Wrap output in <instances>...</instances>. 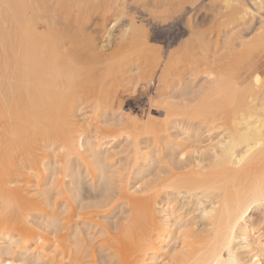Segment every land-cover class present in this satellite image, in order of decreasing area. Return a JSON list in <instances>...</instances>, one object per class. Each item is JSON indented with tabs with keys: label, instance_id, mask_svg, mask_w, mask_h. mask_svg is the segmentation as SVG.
<instances>
[{
	"label": "bare ground",
	"instance_id": "1",
	"mask_svg": "<svg viewBox=\"0 0 264 264\" xmlns=\"http://www.w3.org/2000/svg\"><path fill=\"white\" fill-rule=\"evenodd\" d=\"M20 1L23 11L0 14V264H264V232L251 222L252 211L264 222L261 66L252 62L243 73L232 72L222 56L219 72L208 68L196 84L175 86L176 60L151 54L147 32L130 17L113 42L132 38L141 49L97 58L95 74L103 70V76L80 78L85 68L77 59L95 55L94 38L82 32L83 47L67 55L55 14H36L28 0L32 15L23 0L13 6ZM215 1V14L232 24L221 48L239 53L264 43V0ZM142 56L151 59L153 74L144 83L155 79L151 99L164 104V115L145 113L140 125V117L115 107V97L138 78ZM242 74L251 77L241 82ZM172 86L177 95L163 91ZM86 108L93 115L106 109L92 134L80 123L89 125ZM56 151L62 159L48 163ZM122 153L127 164L118 167L111 157ZM61 163L66 189L57 179ZM130 175L132 183L123 187ZM116 196L122 202L109 216L121 217L93 222ZM77 218L83 220L74 223Z\"/></svg>",
	"mask_w": 264,
	"mask_h": 264
},
{
	"label": "rangeland",
	"instance_id": "2",
	"mask_svg": "<svg viewBox=\"0 0 264 264\" xmlns=\"http://www.w3.org/2000/svg\"><path fill=\"white\" fill-rule=\"evenodd\" d=\"M23 1L25 5L32 6L33 4L34 9L36 10V12L35 10L34 12L36 14L43 15L45 13L44 16L46 17L55 14L56 16L55 20L57 19L55 22H58V24L55 23V26L58 29L57 34L64 33L67 37L65 40L66 41L65 53L67 55L68 54L70 55L73 52L83 47L84 42H83L82 32L83 33L85 32L86 34H89L91 35V37L94 38V42L98 45V49L96 50L95 55H90L89 53V55L87 54L77 59V65H81L82 67L85 68V70L79 76L80 78L89 76L92 77V79L95 80L96 82V80L101 76H103L104 74L103 70H100L99 71L100 73L95 74L96 65H94L93 62L96 61L97 58H100L101 60L104 59L108 60V59H112L113 57H118L119 51L126 52L127 50V52H129L132 50L135 51L136 49H139L140 45L142 44H140L141 42L139 43L136 42L134 38L133 40L135 42L131 40L132 38L131 39L127 38L128 40L125 38V40H127L128 42L127 43L125 42V44L122 43L123 44V45L121 44L122 48L120 47L121 45L116 46L115 42H113L115 41L113 40L115 34L118 33L120 29L119 25L127 22L128 18L130 21L131 20L130 17L133 19L135 23H139L140 25H142L144 29L143 32L145 33L147 32L146 33L147 41H148L147 45L148 47L151 48V51H149L151 54L153 55L154 53L158 54L160 61L163 62L166 61L168 57H172V59L174 58L176 60L175 61L173 59L176 62V70L174 74H176L177 76V78L176 77L174 78L178 80L177 82L173 83V85L175 86L176 85L179 86L180 84L186 82L187 80H192L193 84H196L195 82L201 80L203 76L202 74L203 71L205 69L207 70L208 68H210L208 71H211L213 69H214L213 71L215 70L217 71L218 69L217 72H219L220 62L217 61H219L220 58H222V56L227 57L225 63L227 62L229 64L231 63V66L229 64L226 65L227 70H229L228 69V65H229L230 69L233 68L231 69L232 72L243 73L250 63L257 62L258 65L262 67V69L261 67H259L258 69L260 71L258 70L257 71L260 74L264 75V43L261 45H254V46L251 45L250 48H248L249 46L242 47V50L241 48L238 49L235 48L236 51H239V49L241 50L239 51V53L232 51L236 53L235 55L237 57H235V55L231 51L229 53L228 52L229 50H227V48L225 49L221 48L220 39L225 34V32L230 29L232 24H230L231 23L229 21L230 18L228 19L227 17H222L221 15L219 17L218 16L219 14H215L216 13L215 9L217 5V1L215 0H197L195 2L194 1L192 2V0H121L120 2L117 0H29L34 2L32 4L28 0L27 1L29 3H27V1L25 0ZM9 3L11 6L9 5ZM20 3L21 1L18 3L19 6L23 4V2L21 4ZM13 4H14L13 0H0V14L6 13L7 11L19 12L20 10L24 9L21 6L14 7ZM33 6L30 9L28 7V9H26V12L28 11L29 13L34 14ZM116 17L119 18L118 21L117 20L114 21ZM41 23L42 22L38 21L37 23L38 26L40 25L41 27ZM9 24L8 26L7 24H5L7 28L10 26ZM106 32L107 33L112 32V33H110L111 35L109 34L110 36L108 37V34ZM139 32H142V29ZM107 38H110L111 40ZM135 38L138 39L137 37ZM241 52L242 54H240ZM229 54H230V58H229ZM237 54L241 56L239 57ZM234 57L235 60L237 59L236 61L239 60L238 62L241 63L235 64L236 61L233 60ZM240 58L241 60L243 59L244 60L241 61ZM228 59L230 60L232 59V60L230 61ZM138 63L141 66V68L138 70V78L135 81L133 80V82H130L129 80V83H127V85H125L124 87H122L120 90L117 91V95L115 97L116 104L113 103V105L115 104V107L118 106L119 110L122 109L123 111L128 113L127 115L133 116L134 114L137 117H140L141 121H139V123L141 122L140 123L141 125L142 122L145 123L146 121L144 120L147 117L145 113L148 114L150 112L149 114H153L161 118L164 115V112L162 111L161 108L163 106L161 105L164 104H162L161 101L159 102L158 99L157 100L154 99L155 97L154 91H156L155 79L153 78L154 80H152V82L149 85L148 84L145 85L144 83V81L151 79L153 75L150 71L151 59L142 56L140 59H138ZM206 70L204 72H206ZM254 70H256V68ZM191 71H196L195 72L196 74L191 75L190 73ZM201 74L202 76L200 77ZM247 77L248 78H246V76L242 74L241 82L250 79L251 74H248ZM173 87L174 86H172L173 90H170L171 87H168V88H164L163 91L166 92L167 94L173 93V95L174 94L177 95L179 91L178 92L176 91L179 90V88L177 89L176 87L174 88ZM169 90L171 92H169ZM151 94L152 96H154L152 98L153 101L155 100L156 102L158 101L159 103L152 101ZM119 104H121L122 106H120ZM157 104H159L160 106H158ZM149 105L151 107H149ZM84 110L88 111L87 108ZM104 111H106V109H101L99 113L101 114ZM99 113L97 115H93L91 111H88V119L86 121V123L87 122L89 123L88 126H86L85 123L82 122L83 120H80L81 121L80 123L83 125L82 129L85 133L88 134L94 133L93 131H89V130L93 128V126L95 125V120L101 119V115ZM76 115L78 118H80L79 112H76ZM105 116L110 117L109 114H106ZM125 121L128 122V120L126 119ZM100 125L103 126V128H106L104 127L105 125L103 124ZM129 125L131 124L129 123ZM111 128L117 130L116 133H118V126H112ZM120 139L121 138H119V140ZM109 144L108 146L110 147H112L114 144L113 146L114 148L116 145V141H111ZM62 157L63 155L61 151H56L55 153L50 154L46 158V161L48 163L51 162L53 163L54 161L61 160ZM111 160L112 162L120 161V163L118 162V167L119 166L123 167L124 165L127 164V160L123 153L121 155L112 156ZM69 162L70 160L67 163ZM80 166L84 168L87 173H89L88 177L90 178V176L92 175L90 173V170L88 169L90 168V166L86 162H83L82 165ZM57 167L58 170L60 171V177L57 179L58 180L60 179L62 181L63 188L66 189L67 185L65 186V182H67L69 178L65 175L66 174V170L64 169L65 163H61ZM93 173H95V171H93ZM113 177L114 179H116L115 182L118 183L117 180L120 178L116 175H114ZM61 181L59 183H61ZM129 182L130 184L132 183L131 175L128 177L126 182L122 184V186L129 187L128 186L130 185ZM54 183L56 182H53V184ZM54 186L56 185L54 184ZM54 186L51 187L54 188ZM53 188H50L51 190L49 189V193L50 191L52 192ZM115 189L117 190V187ZM56 198H59V196ZM68 199L72 202L71 198ZM121 199L122 198H119V196H116L115 202L112 205H110L107 208L97 209L99 212L98 213L99 216H97L96 218L98 217L99 218L94 219L93 217L91 218V220L93 219V222L99 221L98 223L102 222L103 224L104 223L107 224L117 220L119 217H121L120 212L115 211L110 216L109 214L113 208H115L118 204L122 202ZM61 200L62 199L58 200L57 206H59L60 204L59 202ZM126 209H128L127 206ZM251 213H253L252 221H251L253 227L255 229H260V231L264 232V222H260L261 216L259 215V213L256 211H252ZM195 214L197 215V213ZM198 218L199 217H197L196 220L198 221L199 224L201 220ZM80 220L83 219L77 218L74 220V223L75 221L79 222ZM241 252L243 257L247 259L245 252H243V250H241Z\"/></svg>",
	"mask_w": 264,
	"mask_h": 264
}]
</instances>
